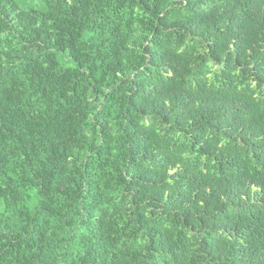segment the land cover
Here are the masks:
<instances>
[{"label":"trees","instance_id":"obj_1","mask_svg":"<svg viewBox=\"0 0 264 264\" xmlns=\"http://www.w3.org/2000/svg\"><path fill=\"white\" fill-rule=\"evenodd\" d=\"M0 264H264V0H0Z\"/></svg>","mask_w":264,"mask_h":264}]
</instances>
